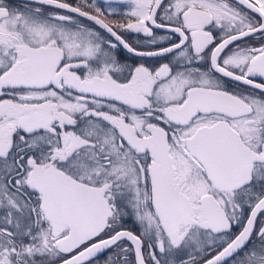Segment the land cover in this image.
<instances>
[{
    "label": "snow or ice",
    "instance_id": "snow-or-ice-1",
    "mask_svg": "<svg viewBox=\"0 0 264 264\" xmlns=\"http://www.w3.org/2000/svg\"><path fill=\"white\" fill-rule=\"evenodd\" d=\"M0 264H264V0H0Z\"/></svg>",
    "mask_w": 264,
    "mask_h": 264
}]
</instances>
